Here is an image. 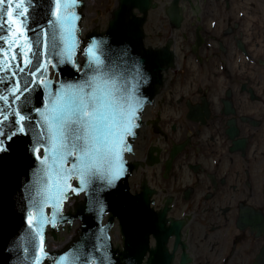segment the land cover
<instances>
[{
  "label": "flooded vegetation",
  "instance_id": "1",
  "mask_svg": "<svg viewBox=\"0 0 264 264\" xmlns=\"http://www.w3.org/2000/svg\"><path fill=\"white\" fill-rule=\"evenodd\" d=\"M148 24L170 67L131 154L143 260L264 264V0H158Z\"/></svg>",
  "mask_w": 264,
  "mask_h": 264
},
{
  "label": "snow or ice",
  "instance_id": "2",
  "mask_svg": "<svg viewBox=\"0 0 264 264\" xmlns=\"http://www.w3.org/2000/svg\"><path fill=\"white\" fill-rule=\"evenodd\" d=\"M76 2L53 0L44 24L34 0H0V169L25 153L39 164L28 186L36 189L27 198L29 233L22 237L39 241L31 264L49 261L46 228L68 222L63 208L73 197H87L90 215L109 210L107 196L126 175L125 154L141 127L145 100L138 90L150 84L141 70L134 84H121L96 41L81 45ZM64 71L77 78L60 79ZM99 240L91 255L74 249L71 260L58 254L51 264H116L110 238ZM23 251L27 260L29 249Z\"/></svg>",
  "mask_w": 264,
  "mask_h": 264
},
{
  "label": "water",
  "instance_id": "3",
  "mask_svg": "<svg viewBox=\"0 0 264 264\" xmlns=\"http://www.w3.org/2000/svg\"><path fill=\"white\" fill-rule=\"evenodd\" d=\"M177 1L174 0V5ZM34 4L39 6L35 14L39 16L41 23L46 24L45 13L50 14L53 0H34ZM156 7V0H116L104 28L97 26L99 4L92 0H77L76 7L72 9L79 17L76 23L81 45L96 41L100 46L97 54L106 61L110 72L121 84H134L138 70L150 77V84L138 90V94L145 100L142 117L147 106L161 90L164 73L170 67V62L166 59L162 58L164 62L159 61L161 57L157 50L152 56L145 44L147 17ZM147 27L149 28V24L146 29ZM141 61L144 62L143 69H140ZM58 75L62 80L77 78L76 75L69 76L67 71ZM140 123L141 127L136 130L138 135L143 126L142 118ZM137 137L132 141V147ZM131 154H125V177L113 194L107 196L109 210L106 213L90 215L85 210L88 207L87 197L82 194L79 198L73 197L69 201L72 202L71 205L68 202L64 206L63 220L68 221L67 223L61 222L55 230L46 228L45 247L48 250L52 244L63 241L61 233L69 234L73 225L79 223L75 236L69 242L59 250H49L51 257L47 264H51V258L58 254L67 253L71 260L74 249L91 255L94 252L93 245L100 242L101 236L110 238L111 254L116 264H149L143 260L147 246L145 235L141 234V229L146 228L147 190L142 185L139 194L130 193L128 181L137 165L130 161ZM24 155L27 158H14L0 169V264H31L39 243L38 240L28 242L22 239L29 233L26 214L32 210L27 198L36 195L35 187L29 191L28 186L34 180L33 169L39 167L30 153ZM45 213L50 214L51 209L46 208ZM116 221L118 239L114 236ZM108 243L106 241L104 244L105 250ZM25 247L29 249L27 260L23 251ZM78 264H82V261Z\"/></svg>",
  "mask_w": 264,
  "mask_h": 264
},
{
  "label": "rangeland",
  "instance_id": "4",
  "mask_svg": "<svg viewBox=\"0 0 264 264\" xmlns=\"http://www.w3.org/2000/svg\"><path fill=\"white\" fill-rule=\"evenodd\" d=\"M92 2L99 4L98 20L106 21L107 15L112 9L115 0H92ZM156 17V16H155ZM101 24V23H99Z\"/></svg>",
  "mask_w": 264,
  "mask_h": 264
},
{
  "label": "bare ground",
  "instance_id": "5",
  "mask_svg": "<svg viewBox=\"0 0 264 264\" xmlns=\"http://www.w3.org/2000/svg\"><path fill=\"white\" fill-rule=\"evenodd\" d=\"M101 23V24H99ZM106 25V21H100V20H97V26H99L100 28H104V26Z\"/></svg>",
  "mask_w": 264,
  "mask_h": 264
}]
</instances>
